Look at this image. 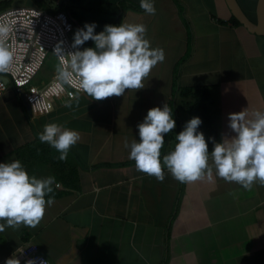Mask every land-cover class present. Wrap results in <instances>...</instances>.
Returning <instances> with one entry per match:
<instances>
[{
    "label": "crops",
    "instance_id": "0c3cea01",
    "mask_svg": "<svg viewBox=\"0 0 264 264\" xmlns=\"http://www.w3.org/2000/svg\"><path fill=\"white\" fill-rule=\"evenodd\" d=\"M60 1L68 16L76 14L82 24L95 21L96 32L105 24L143 23L150 47L163 48L165 58L142 88L99 100L83 91L61 96L45 114L25 109L20 92L28 88H6L0 97V161L20 160L17 150L25 145L48 146L37 135L47 122L76 129L80 139L67 155L79 162L77 188L54 175L55 148L26 156L30 175L55 177L49 193L54 200L35 227L5 226L0 264L29 242L38 244L50 264H264V184L254 181L244 189L214 168L211 176L188 182L163 168L158 180L138 170L124 146L139 139L136 125L147 110L167 103L176 126L164 136L161 158L170 151L193 101L192 95H179L182 88L207 89L216 131L220 138L232 135L229 113L264 108V34L232 23L224 0H154V14L122 8L119 0ZM237 1L257 22L258 0ZM19 6L34 5L30 0ZM73 25L71 39L83 27ZM91 46L89 39L78 47ZM52 63L51 72L40 73L32 85L47 82L57 68ZM77 96L78 103L65 105Z\"/></svg>",
    "mask_w": 264,
    "mask_h": 264
},
{
    "label": "clouds",
    "instance_id": "9594fccd",
    "mask_svg": "<svg viewBox=\"0 0 264 264\" xmlns=\"http://www.w3.org/2000/svg\"><path fill=\"white\" fill-rule=\"evenodd\" d=\"M140 8L154 14V0H139ZM96 22H84L72 38L73 51L65 52L59 46L53 51L61 57L56 75L62 82H75L77 87L92 99L99 100L112 95L119 96L125 89H139L151 68L164 60L161 47H150L143 23L121 22L105 24L99 32L94 31ZM7 27L0 25V72L11 64L13 53L4 40ZM91 39L94 46L78 47ZM67 55V60L64 59ZM79 102L65 101L66 106ZM202 123L199 116L185 121L176 133L173 148L161 158L160 149L164 136L174 129L176 122L167 103L149 108L143 119L137 123L139 139L125 141L129 149L128 158L135 167L164 178L163 168L180 182L194 181L206 174H215L225 181H234L244 189H250L254 181L264 184V108L247 107L228 114V125L232 135L222 136L218 141L199 130ZM41 142H46L58 152V159L67 158L69 148L80 139V133L55 121L47 122L37 133ZM209 142L212 147L209 150ZM211 157V163H209ZM55 177L30 175L19 159L0 161V232L5 226L14 228L21 224L35 227L42 218L46 205L53 203ZM4 264H20L13 256ZM25 264H35L34 259Z\"/></svg>",
    "mask_w": 264,
    "mask_h": 264
},
{
    "label": "built area",
    "instance_id": "2783aa9c",
    "mask_svg": "<svg viewBox=\"0 0 264 264\" xmlns=\"http://www.w3.org/2000/svg\"><path fill=\"white\" fill-rule=\"evenodd\" d=\"M0 25L8 31L5 42L13 53L10 66L0 72V97L9 84L16 91L28 88L26 96L34 113L45 114L53 108L54 99L61 96L73 98L82 91L73 82H62L57 78L56 69L47 82L32 85L31 81L40 71L49 56L57 66L61 57L53 49L57 46L65 52L73 51L71 33L73 22L65 11H49L38 6H14L0 12ZM67 60V55L64 57ZM3 76L8 78L6 82ZM16 257L20 264L34 259L35 264H50L38 244L29 242L18 247Z\"/></svg>",
    "mask_w": 264,
    "mask_h": 264
},
{
    "label": "trees",
    "instance_id": "16d2710c",
    "mask_svg": "<svg viewBox=\"0 0 264 264\" xmlns=\"http://www.w3.org/2000/svg\"><path fill=\"white\" fill-rule=\"evenodd\" d=\"M13 0H0V12L6 8L12 7ZM33 5L44 8L49 11H65L64 1H60L56 3V0H32ZM118 5L122 8L131 7L135 10H142L140 8V3H136L132 0H119ZM74 15V16H73ZM76 14H71L69 16L70 20L75 21L78 26H82V22L78 20ZM72 21V22H73ZM230 21L235 24H240V22L232 15L230 17ZM52 62L57 64L56 61L52 58ZM53 64V63H52ZM180 96L192 95L193 101L188 106V117L199 116L202 120V123L198 126L199 130L202 131L205 135L206 141L208 137H213L214 140H219L220 136L215 129L214 119L211 114V110L209 107V98L210 94L207 89L199 88L191 90L190 88H182L179 91ZM212 144L209 142V150H211ZM54 148L48 146H44L43 143H39L37 145H25L22 149H18V155L20 157L21 163L24 165L26 170L29 172L31 167V162H29V158L26 156H31L32 154L45 155L46 152L52 151ZM54 154H51L54 157V162L51 160V168L54 172L56 178L65 186L69 188H77L78 186V176H77V164L78 160L73 156V158H66L64 160L58 159V152L54 149Z\"/></svg>",
    "mask_w": 264,
    "mask_h": 264
},
{
    "label": "water",
    "instance_id": "95a60500",
    "mask_svg": "<svg viewBox=\"0 0 264 264\" xmlns=\"http://www.w3.org/2000/svg\"><path fill=\"white\" fill-rule=\"evenodd\" d=\"M231 14L248 30L256 34H264V0H258L257 3V22L252 21L239 5L237 0H224ZM7 82L8 78L3 76ZM21 101L25 109L31 113V107L25 93L20 92Z\"/></svg>",
    "mask_w": 264,
    "mask_h": 264
},
{
    "label": "rangeland",
    "instance_id": "374dc122",
    "mask_svg": "<svg viewBox=\"0 0 264 264\" xmlns=\"http://www.w3.org/2000/svg\"><path fill=\"white\" fill-rule=\"evenodd\" d=\"M12 2H13L12 5H18L19 6V5H24V4H27V3L29 4L30 0H13ZM51 63H52V57L49 56V58L46 59V61L44 62V65L42 66V68L40 69V71L37 73V75L34 78H36L37 76H39L40 73H43V72L44 73H50L51 70H52ZM34 78L31 81V83L36 81V80H34ZM45 78H47V77H45ZM8 86H11V84H9Z\"/></svg>",
    "mask_w": 264,
    "mask_h": 264
}]
</instances>
